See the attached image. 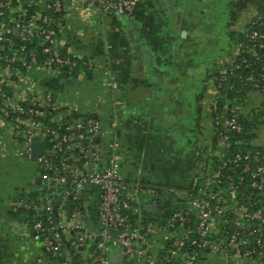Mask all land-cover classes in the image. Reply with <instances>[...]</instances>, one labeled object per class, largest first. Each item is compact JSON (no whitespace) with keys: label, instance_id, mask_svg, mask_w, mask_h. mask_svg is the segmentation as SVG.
Masks as SVG:
<instances>
[{"label":"built area","instance_id":"built-area-1","mask_svg":"<svg viewBox=\"0 0 264 264\" xmlns=\"http://www.w3.org/2000/svg\"><path fill=\"white\" fill-rule=\"evenodd\" d=\"M41 1L0 0V148L14 145L38 170L14 202L17 242L34 248L37 264H264V133L247 129L243 97L227 98L248 86L264 100V4L242 14L230 60L211 73L207 162L185 190L160 191L123 173L121 128L104 114L119 88L112 73L105 101L84 111L37 80L103 72L64 52L68 8L131 16L142 0ZM153 199L167 215L144 211Z\"/></svg>","mask_w":264,"mask_h":264},{"label":"crops","instance_id":"crops-1","mask_svg":"<svg viewBox=\"0 0 264 264\" xmlns=\"http://www.w3.org/2000/svg\"><path fill=\"white\" fill-rule=\"evenodd\" d=\"M72 1L64 0L67 7ZM262 4L264 0H142L131 16L95 10L79 16L68 8L60 28L64 52L101 63L103 72L72 79L37 74V80L84 111L90 100L105 101V71L112 73L119 88L113 107L110 99L104 104V114L107 123L116 119L121 128L124 175L160 191L185 190L211 149L213 68L232 55L221 56L234 42L236 17ZM246 118L258 139V128L264 126L260 93L249 94ZM22 185L21 180L0 187V264H37L34 248L20 245L12 228L18 219L13 196L22 195ZM156 201L149 200L143 209Z\"/></svg>","mask_w":264,"mask_h":264},{"label":"rangeland","instance_id":"rangeland-1","mask_svg":"<svg viewBox=\"0 0 264 264\" xmlns=\"http://www.w3.org/2000/svg\"><path fill=\"white\" fill-rule=\"evenodd\" d=\"M242 20H243L242 14L236 17L234 21V26L232 28V32H235L240 27ZM233 50H234V42L232 40L230 45H228V49L226 50V52L230 55L231 53H233ZM228 54L225 55V58L226 56H228ZM223 55L224 53L221 54V56ZM229 60H230V57H229ZM258 129L259 130L257 133L259 134L264 133V126ZM6 140L7 139H5V141ZM15 150H16V147L14 145H9L7 143H4L1 145V148H0V187H4L3 184L5 185L7 183H14V182L19 183L22 180L23 185L20 186V189L23 193V191H25L26 189L30 187V179L38 175V170L33 164H26L21 159H19L14 154H12V152H14ZM22 177L24 179H22Z\"/></svg>","mask_w":264,"mask_h":264},{"label":"water","instance_id":"water-1","mask_svg":"<svg viewBox=\"0 0 264 264\" xmlns=\"http://www.w3.org/2000/svg\"><path fill=\"white\" fill-rule=\"evenodd\" d=\"M34 148L36 149L35 151V156H40L41 155V148H42V144L41 143H36L34 145ZM21 199V195L20 194H15L13 196V200L15 202H19ZM167 206L166 202H153L151 204L145 205L144 209L146 211V213L153 215L155 217H161L163 215H167L168 211L165 209ZM117 258L114 257V260H116Z\"/></svg>","mask_w":264,"mask_h":264},{"label":"trees","instance_id":"trees-1","mask_svg":"<svg viewBox=\"0 0 264 264\" xmlns=\"http://www.w3.org/2000/svg\"><path fill=\"white\" fill-rule=\"evenodd\" d=\"M233 38L235 39V34H233ZM249 73L247 72V71H242V72H240V78H241V76H242V78L241 79H233V81H239V80H242V79H245L246 78V75H248ZM251 90V88L250 87H246L245 89H244V91H242L240 94H236L235 92H232L231 94H228L227 95V98L229 99V100H232L233 98H234V96H240V97H243V99H244V101L246 100L247 101V99H248V97L247 96H249L248 95V92ZM251 93V92H250ZM245 121V124H246V126H247V129L248 130H250L251 129V123H249L248 122V120H244Z\"/></svg>","mask_w":264,"mask_h":264},{"label":"flooded vegetation","instance_id":"flooded-vegetation-1","mask_svg":"<svg viewBox=\"0 0 264 264\" xmlns=\"http://www.w3.org/2000/svg\"><path fill=\"white\" fill-rule=\"evenodd\" d=\"M223 54V53H222ZM224 54H227L226 50L224 51ZM221 58V57H220Z\"/></svg>","mask_w":264,"mask_h":264}]
</instances>
